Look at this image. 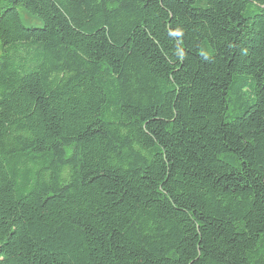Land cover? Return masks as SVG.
<instances>
[{"label": "trees", "instance_id": "obj_1", "mask_svg": "<svg viewBox=\"0 0 264 264\" xmlns=\"http://www.w3.org/2000/svg\"><path fill=\"white\" fill-rule=\"evenodd\" d=\"M0 264H264V0H0Z\"/></svg>", "mask_w": 264, "mask_h": 264}, {"label": "rangeland", "instance_id": "obj_2", "mask_svg": "<svg viewBox=\"0 0 264 264\" xmlns=\"http://www.w3.org/2000/svg\"><path fill=\"white\" fill-rule=\"evenodd\" d=\"M19 13L25 26L28 27L42 26V23L39 19L30 17L29 15L26 14V12L22 8L19 9Z\"/></svg>", "mask_w": 264, "mask_h": 264}]
</instances>
